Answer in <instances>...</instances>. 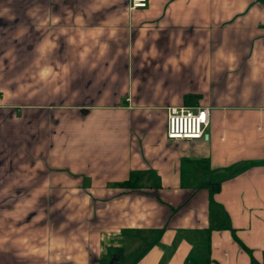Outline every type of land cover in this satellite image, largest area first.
Wrapping results in <instances>:
<instances>
[{
  "label": "crops",
  "instance_id": "1",
  "mask_svg": "<svg viewBox=\"0 0 264 264\" xmlns=\"http://www.w3.org/2000/svg\"><path fill=\"white\" fill-rule=\"evenodd\" d=\"M120 259L264 264V0H0V264Z\"/></svg>",
  "mask_w": 264,
  "mask_h": 264
},
{
  "label": "built area",
  "instance_id": "2",
  "mask_svg": "<svg viewBox=\"0 0 264 264\" xmlns=\"http://www.w3.org/2000/svg\"><path fill=\"white\" fill-rule=\"evenodd\" d=\"M148 0H130L131 8L146 7ZM210 108L200 105L169 107L166 136L169 139H202L207 137Z\"/></svg>",
  "mask_w": 264,
  "mask_h": 264
},
{
  "label": "trees",
  "instance_id": "3",
  "mask_svg": "<svg viewBox=\"0 0 264 264\" xmlns=\"http://www.w3.org/2000/svg\"><path fill=\"white\" fill-rule=\"evenodd\" d=\"M135 184H136V180L133 179V181H127V182H125V183H122L121 185H122L123 187H130V186H133V185H135ZM205 185H206V187L209 188V190H210L211 192H212L213 190L218 189V185H217V183H206Z\"/></svg>",
  "mask_w": 264,
  "mask_h": 264
},
{
  "label": "rangeland",
  "instance_id": "4",
  "mask_svg": "<svg viewBox=\"0 0 264 264\" xmlns=\"http://www.w3.org/2000/svg\"><path fill=\"white\" fill-rule=\"evenodd\" d=\"M124 262H122V259H120V261L118 260V263L117 264H122Z\"/></svg>",
  "mask_w": 264,
  "mask_h": 264
},
{
  "label": "water",
  "instance_id": "5",
  "mask_svg": "<svg viewBox=\"0 0 264 264\" xmlns=\"http://www.w3.org/2000/svg\"><path fill=\"white\" fill-rule=\"evenodd\" d=\"M117 259V256H113L112 258V261L116 260Z\"/></svg>",
  "mask_w": 264,
  "mask_h": 264
}]
</instances>
